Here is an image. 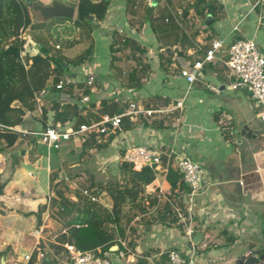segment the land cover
I'll return each mask as SVG.
<instances>
[{
    "label": "crops",
    "instance_id": "crops-1",
    "mask_svg": "<svg viewBox=\"0 0 264 264\" xmlns=\"http://www.w3.org/2000/svg\"><path fill=\"white\" fill-rule=\"evenodd\" d=\"M126 1L110 0L105 19L102 20L106 29L101 31L99 24H96L92 30L93 34H97L96 49L92 58L72 68L75 72L83 70L86 73H93L96 76L93 86H86L83 83L72 84L71 92H64L59 104L70 103L77 106L79 117L67 120L76 127L79 126L77 125L79 118L85 119L80 124L99 119V115L102 114V100L115 103L116 113L126 110L129 101L135 102L144 109H151L155 113L151 116L142 112L133 117L125 116V127L121 123V128L115 133L107 136L95 134L97 142H102L103 147L88 151L93 152V156L89 158L91 163L80 158L82 144L89 135L85 138L80 137L79 146L74 141L79 136L62 142L57 149H54L56 155L53 161L50 154L43 156L37 152L36 146L45 144L39 140L35 145L28 142V138L32 135L38 137L36 133L42 129L46 121L51 119V122H54L53 102H48L46 95L50 94L49 87L54 89L55 83L50 77L45 87L47 93L40 95L41 109L45 110V115L37 111L35 113L39 114V118L24 122L23 126L29 127L31 133L27 134L31 136L24 139L25 152L20 156L18 164H11L10 176L4 173L5 169L7 171L5 159L9 154L17 156L20 154L15 153L12 147L10 152L6 149L0 153V181H7L3 194H0V264H20L22 254L31 251L34 239L29 232L39 225L36 215L30 213L36 212L41 204L46 203V196L51 186V169L57 171L58 177L55 180L64 179L63 172L66 169L67 172L73 171L74 178L68 179L70 187L73 180L82 176H89L88 178L91 179V175L96 172V164L102 168V171L107 168V178L110 174L117 175L118 163L122 161L125 149L131 145L158 147L163 152H167L170 148L174 149L175 154L170 159L172 169L178 156L190 157L202 167L207 187L192 203L188 200L189 187L185 182L182 185L177 183L172 189L166 180L167 159L163 154L161 168L155 171L154 180L146 186L141 203L144 211L129 207L125 209L127 216L133 212L135 215L130 221L123 220L120 223V227L125 231L123 236L117 237L118 244L115 245L118 248L112 250L113 255L116 256L118 250L123 248L120 244L123 240L129 252L117 264H167L166 251L169 249L189 254L192 247L190 236L186 233L187 228L192 231L191 238L195 251L193 256L196 264H218L221 260L223 264H234L239 258L236 260L226 258L231 242L234 244L242 240L247 243L248 249L240 258L256 255L257 251L264 247L262 246L264 244V123L258 117V107L244 87L237 86L235 89L230 87L234 77L229 75L224 63H219L221 60L205 62L197 80L190 87L179 74V66L184 62L191 63L196 59H202L204 51L216 38L222 40L220 53L225 52L233 40L250 38L264 55V26L258 22L262 6L255 5L256 0H216L217 14L214 18L212 15L211 17L214 22L218 20L214 26H210L211 24L203 23L206 17L198 16L193 8H189L184 17L183 14L177 15L176 12L183 9H177L173 1L164 0L163 3L158 0L157 4L152 6V2L155 1L152 0L151 13L158 10V6H161L159 8L161 13L165 9L168 10L179 26V31L170 32L168 41L169 44L173 42L169 47L160 46V42L149 28L154 40L159 44L153 45V42H149L148 44L152 46L146 47L145 55L148 59L143 60L149 65L147 76L141 77L139 87L130 88L127 86L129 71L127 73L123 70V74H119L123 77L121 76V79L119 76L118 86L113 87L110 84L109 74H111L110 69L114 67H109V59L102 64L97 57L102 55L99 54L100 52L109 51L107 37V33L110 34L109 29L116 28L117 32L126 31L127 21L124 24L120 20L122 19L120 13H112L110 10L114 7L122 13L127 8ZM138 2L136 0V5ZM193 2L195 0H188L186 5ZM129 9H132L131 5ZM112 15L116 16L110 21L108 16ZM236 22H240V31H232ZM130 32V36L135 38L136 30L132 28ZM28 37L23 36L25 40H29ZM30 45L32 44H28L29 48H32ZM167 47L171 48L167 52L169 59L164 57ZM27 50L24 52L30 55L43 53L42 46L38 47L35 44L31 52ZM96 73L104 77L98 80ZM86 88L89 90L88 93L84 92ZM78 92L88 94L87 103L78 102ZM177 101L183 102L181 108L176 106ZM31 116H34L32 112ZM244 125H247L249 135H241L240 130ZM32 148H34L33 160L31 156L29 157ZM46 148L48 151L53 149L47 146ZM105 181L97 184L92 181V183L96 186ZM83 188H79V191H75L70 197L66 196L75 201L78 197L86 198L81 194ZM100 195L104 205L100 204L109 209L111 206L109 196L106 193ZM150 198L154 200L152 206L149 204ZM165 205H168L172 213L171 217L165 222L154 220L156 213L162 214ZM175 206L181 209L185 222L177 218ZM46 211L47 215L44 212L41 215L43 239L39 246L42 245L44 256L54 261L58 256L49 248V243L54 241L56 234L50 229L53 228L51 220H45V215L48 217V210ZM199 232L201 235L195 242L193 238ZM129 241L133 242V247L129 246ZM39 263L40 260L36 255L33 264Z\"/></svg>",
    "mask_w": 264,
    "mask_h": 264
},
{
    "label": "trees",
    "instance_id": "trees-1",
    "mask_svg": "<svg viewBox=\"0 0 264 264\" xmlns=\"http://www.w3.org/2000/svg\"><path fill=\"white\" fill-rule=\"evenodd\" d=\"M38 0H0V153L6 149L18 144L21 140L20 133L9 127L17 125L23 126L24 115L30 113L36 108L35 97L42 92L46 87L47 80L52 77L54 83L67 73H70L72 68L89 61L94 53L93 39L90 38L89 45L74 57H67L61 51V45L58 48L53 46L52 49L45 44L42 46L43 53H36L30 55L23 53L25 38L21 32L32 26L31 3ZM216 0H195V2L186 5L182 14L185 17L188 9L193 8L195 13L201 18H205L207 13H210L214 18L216 12ZM77 13L72 20V24L77 27L85 28L88 35L91 34V29L105 19L110 0H75ZM127 8L131 5L136 6V0H127ZM158 0L152 2V6L157 4ZM144 16L152 17L148 9ZM67 19V18H62ZM69 20V19H67ZM35 26V25H33ZM142 26V25H141ZM93 27V28H92ZM150 30L155 34L158 40L156 31L161 30L166 37L170 36V32L179 31V26L174 22L170 12L163 10L159 21L154 25L149 24ZM183 36V33L180 32ZM179 35V36H180ZM130 36L122 35L120 40L121 46L112 48L116 41L112 39L109 43V67L113 66L116 60L114 54L119 52L120 47L123 49H130L128 57L133 58L134 64L129 71V81L127 86L130 88H137L140 86L142 76H147L149 65L145 64L142 54L146 52L145 47L133 43ZM179 39V37H178ZM180 40V39H179ZM159 41V40H158ZM177 41V40H176ZM77 42L75 40H66L63 42V48L72 47ZM174 44V43H173ZM120 53V52H119ZM137 54V55H136ZM160 62L162 56L160 55ZM139 73V75H137ZM71 85L65 88V93L71 92ZM85 93L89 90L84 89ZM101 112H108L109 114L116 113V104L106 100L101 101ZM54 107V122L64 123L78 116L77 106L70 103L59 104L58 101L53 102ZM45 115V110H42ZM85 119L79 118L77 125ZM126 119H122V125L125 127ZM76 127V126H75ZM78 127V126H77ZM95 134H90L82 144V158L92 148H102V142H97ZM28 142L32 145L36 144V135L28 138ZM25 142L21 143L18 150L19 156L12 154V165L20 162V156L25 152ZM34 147V146H33ZM34 148L29 151V157L33 160ZM117 176L113 179L100 183L96 186L91 184L92 191L95 194L106 193L111 202L110 208L102 206L96 201H91L87 198L78 197L77 200L69 199L63 188H57L54 196L50 198V204L56 208L58 219L61 222V227L54 238V241L49 243V248L54 252L60 260L67 258L64 243L74 244L80 249H99L101 254L109 252L110 248L118 244L117 237L124 235V228L120 227L123 220L130 221L135 215L133 212L130 216L125 213L126 207L136 208L138 211H144L142 201L144 199L146 186L155 178V171L144 166L140 170H133L131 163L120 161L118 163ZM50 185L58 177L57 171L50 170ZM67 178H73V175L67 173ZM166 180L174 189L177 183L181 185L184 183L181 180L180 174L168 168L166 173ZM6 180L0 181V194H3V189ZM154 200L150 198V206ZM46 203L41 204L35 214L37 217V225L41 224V215L47 210ZM172 213L168 205H165L162 214L156 213L154 220L164 221L170 218ZM176 221V219H173ZM130 247H133V242H128ZM42 248V245L39 246ZM264 254V247L258 250V253ZM1 255V253H0ZM37 252L34 251L29 264L36 261ZM46 255V254H45Z\"/></svg>",
    "mask_w": 264,
    "mask_h": 264
},
{
    "label": "built area",
    "instance_id": "built-area-1",
    "mask_svg": "<svg viewBox=\"0 0 264 264\" xmlns=\"http://www.w3.org/2000/svg\"><path fill=\"white\" fill-rule=\"evenodd\" d=\"M260 4L262 6L261 14L259 15L258 22L264 26V0H256L255 5ZM177 15H181L182 11L178 10ZM73 20V19H72ZM232 31H240V22H236ZM21 36V35H20ZM56 48L59 45H55ZM222 47V40L216 38L211 41L210 46L204 51L202 59H196L191 63L184 62L179 66V74L182 76L188 87H190L198 78V74L205 62H214L216 60H222L228 69L229 75L234 77V81L230 83V87L235 89L237 86L245 87L250 96L258 107V117L264 123V55L257 48L254 40L250 38H238L233 40L225 50L220 53ZM222 55V57L220 56ZM81 72H75L73 74H67L61 76L57 83L54 84V89L60 91L59 100L63 97L65 88L74 83H83L86 86H93L96 76L93 73H86L83 70ZM113 87L118 85L115 82L110 83ZM41 93H47V90L43 89L40 94L35 97L36 108L34 111H38L39 114H43L41 109ZM79 93L78 102L81 104L87 103L89 100L88 94L82 92ZM182 101H177L176 106L182 107ZM33 112V111H32ZM144 113L147 116H151L155 111L151 109H144L138 106L135 102L129 101L126 110L116 114L102 113L99 115V119L90 120L88 123L79 124L75 127L70 121L64 123L61 122H48L43 124V127L36 134L41 143L45 144L48 148L57 149L62 142L69 141L72 137L85 138L90 134L109 135L115 133L121 128L122 119L125 116H134L138 113ZM31 112L24 115V122L32 120ZM24 125V124H23ZM16 130L21 135H25L29 132V127L14 126L9 127ZM166 155V168L170 167V159L175 154L174 149L170 148L167 152H163L158 147L146 146V145H131L127 147L122 156V160L131 163L133 170H140L144 166L152 168L157 171L161 168L162 155ZM174 170H176L181 180L185 182L189 187L188 200L192 203L199 194L205 191L206 181L203 174L202 167L190 157L186 155H180L176 158ZM64 180H68L65 176ZM161 192V191H160ZM83 197L88 198L91 201H96L104 205V202L100 194H95L92 189H81ZM175 214L181 222H185L184 215L179 207H174ZM187 235L190 236L191 251L188 254L182 253L176 249H169L166 251L167 264H196L194 259V243L191 238L192 231L187 228ZM29 235L34 239V245L30 252L22 254V262L20 264H29L32 256V252H37V259L40 260L44 256L43 251L39 248V244L43 239V227L42 225L35 226ZM122 249L118 250L117 255H113V251L105 252L101 254L99 249H80L71 243H64L63 246L66 250L67 258L60 260L58 257L54 258L55 264H117L118 261L123 258L126 253L129 252L126 242L120 241Z\"/></svg>",
    "mask_w": 264,
    "mask_h": 264
},
{
    "label": "rangeland",
    "instance_id": "rangeland-1",
    "mask_svg": "<svg viewBox=\"0 0 264 264\" xmlns=\"http://www.w3.org/2000/svg\"><path fill=\"white\" fill-rule=\"evenodd\" d=\"M38 1L41 2L42 4L49 5L54 0H38ZM57 1L63 2V3L68 4V5L76 6L75 0H57ZM138 1L139 2H138V4L135 7L133 6L132 9H129V7L126 8L123 11L124 13L123 12L121 13V10L120 11L118 9L116 10V8H114V7L110 9L112 13H116V14L120 13V17L122 16V19H120V20L124 24H126L125 21H127L128 25H126V28H127L126 31L122 30V31L117 32L118 29H116V28L114 30L113 29L112 30L109 29L108 32H110V34L107 33V37H108V41H109L108 43H110V41L112 39H114L116 41V44L114 46H112V48L117 47V44L121 46V43H120L119 39H121L122 35L130 36L131 35L130 30L133 28V29L136 30V33L139 35L138 36L136 34L135 38L130 36L131 37L130 39L133 41V43L138 44L140 46H143V47H145V49H146V47L152 46L151 44H148L149 42H151V43L153 42L154 43L153 45H158L159 42H160V46L161 45H163V46L164 45L165 46L168 45L170 47L171 46L170 44L173 41L169 44L168 40L170 38L164 36L162 34V32H158V31H161V30H159L160 28L157 29V31H156V34H157L159 42L154 40L153 35L149 31V26L148 25L149 24L154 25L156 22L159 21V18H160V15H161V12H160L159 8L161 6L157 7L158 10L156 9L155 11H153L151 18H150V16L145 17L144 14H145V11H147V8H148L147 6H151L150 4H151L152 0H138ZM161 1L163 3H165L164 0H161ZM171 1H173L174 6L176 5L177 9H183L185 7L186 3H188V0H171ZM113 15L112 16H108V19L110 21H112L111 18L113 17ZM31 17H32V26L24 29L21 32V36L22 37L23 36L24 37L25 36H29L28 37L29 40L25 41V44H24V47H23L24 48L23 49V53H25L24 51L27 50V49H28L27 51L31 52V50H33V45L34 44L37 45L38 47H41L43 45L45 46V44H46L49 47V49H52L54 45H57V43H59L61 45L60 51L64 55H66L67 57H71L72 58L75 55H77L78 53H80L81 51H83L89 45L90 40H91L90 38L93 39L94 50L96 49L97 34H93L92 33L93 29H91V31H90L91 34L88 35V33L86 32L85 28L74 26L72 24V19H69V20L65 19L64 20L62 18H51L48 21H46L40 16L39 13L35 12L33 9L31 10ZM217 20L218 19H216V21ZM216 21L213 22L210 26H214ZM143 24H145V25H143ZM33 25H35V26H33ZM99 28H100L101 31L106 29L105 24H104L103 21H101L99 23ZM121 32H123V33H121ZM66 40H75L77 43L74 44L72 47L63 48L62 44ZM30 43L32 44V45H30L32 48H29V46H28V44H30ZM120 46L118 48V49H120V51H119L120 53L114 51V54H113L115 56V58H116V60H114V63H113V67L114 68H111V69L109 68L110 72H111V74H109V77H111L110 81L115 82L116 84H119L118 81L120 80V78L122 79V77H123V75H119V74H121L123 70H126V72L130 71L132 66H133V64H134L133 58L128 57V55H129L131 50L128 49V48L123 49ZM170 49L171 48L167 47L166 48L167 51H164L165 59H169V54L167 52H169ZM99 54H102V55H99L97 57L98 60L100 61V63L104 64L105 62L108 61V59H109V51L107 53L102 51ZM220 56L222 57V55H220ZM142 58L143 59H145V58L148 59V56L145 55V53H144V54H142ZM222 60L219 61L220 64H223ZM73 73H75V71L71 70L70 73H67V74H73ZM78 73H80V72H78ZM67 74H65V75H67ZM97 75H98V80H100V79H102V77H104V75L99 74V73ZM119 76H120V78H119ZM244 89H245V87H244ZM48 91H50V94H46L48 96V102H55V101L59 102L60 91L56 90V89H53V88H50V87H49ZM245 91H246V89H245ZM35 112H37V111H33L32 112L33 115H34V116L31 117L32 119L39 118V114L35 113ZM35 114H37V115H35ZM51 121H52L51 119H50V121L48 120V122H51ZM29 136H31V134H25V135H21L20 134L21 140L19 141V143L15 144L14 146H12V148L11 147L10 148L14 149L15 153H18V150L21 147V143H23L24 139L29 137ZM32 136H34V135H32ZM38 140H39L38 137H36V141H38ZM74 141H75L77 146L80 145V137L75 139ZM9 149L7 151L10 152L11 149L10 150ZM36 149H37V152L39 154L43 155V156H47V154H50L52 160L54 161V157L56 155V151L54 149H51V150L48 151L46 146L42 145V144L37 145ZM92 153L88 152L87 154H85L82 157L83 161L91 163L89 161V158L91 156H93ZM11 157H12V154H9L7 159H5V161H6L5 165H6L7 171H5L6 170L5 169L4 173L6 172L7 176L9 174H11V172H12L10 170V167H12L11 166V164H12ZM93 161H97V160L93 159ZM9 164H10V166H9ZM96 165H97L96 168H95L96 172H94L91 175V179L88 178L89 176H87V177L82 176L81 178H79L77 180H73L72 182L70 181L71 182L70 184H71L72 188L69 186V180H67V181L64 180V179L54 180V182L50 186V192H49L48 196H46V201L45 202L48 203V205L50 204L51 201H50L49 198H52L54 196L55 190L57 188H63V187L66 186L67 187L66 189L63 188L64 189V193H65V195L70 197L71 195L75 194V191L78 192L79 188H81V187L90 189L91 184H93L92 181H94V183L97 184L100 181H105L106 179H113V178H115V176H117L116 174H110V176L106 178V176H108L107 168L104 169V171H102V168L99 167L98 164H96ZM82 166L84 167L85 165L83 164ZM66 170H65V172H63V173H65V175H63L64 177L65 176L67 177L66 174L69 171H70L69 173H71V175H74L72 173L73 171L71 172V170H69L67 172ZM73 178H74V176H73ZM55 181H57V182L55 183ZM93 186H95V185L93 184ZM47 210H48V217L49 218L46 216L47 215V211H45L44 212V213H46L45 220L46 219H47V221L51 220L53 228H50V229L54 232V234L57 235V233H58V231H59V229L61 227V222L58 219L56 208H54L51 205H49ZM130 211H132V210H130ZM262 246H264V244ZM247 249H248L247 243L243 242L242 240H240L239 242H235L234 244H232V242H231L230 248H229V253L226 256V258L227 259L233 258L234 260H236V259L240 258L241 255L245 251H247ZM259 255H260V252L256 254L257 257H259ZM221 262H223V261L221 260ZM221 262L218 263V264H223ZM255 264H264V256H263L262 259L258 260Z\"/></svg>",
    "mask_w": 264,
    "mask_h": 264
},
{
    "label": "water",
    "instance_id": "water-1",
    "mask_svg": "<svg viewBox=\"0 0 264 264\" xmlns=\"http://www.w3.org/2000/svg\"><path fill=\"white\" fill-rule=\"evenodd\" d=\"M32 9L39 13L40 16L44 19H51V18H67V19H73L76 16L77 13V7L76 6H72V5H68L65 4L63 2L54 0L51 4L46 5V4H42L39 1H34L33 3H31ZM153 10V7H149L148 11L149 13H151V11ZM149 16V15H148ZM214 22V19L211 17V14H207L205 20L203 21V23L205 25H210ZM248 127L247 125H244L241 130L240 133L241 135H249L250 133L248 132ZM201 233H197L193 240L195 242H197L198 238L200 237ZM118 247L117 245L113 246L110 248V250H116ZM264 256V254H260L259 257H257L256 255H249L245 258H239L234 264H255L258 260L262 259ZM39 264H55V262L49 258H47L46 256H42L40 259V263Z\"/></svg>",
    "mask_w": 264,
    "mask_h": 264
}]
</instances>
